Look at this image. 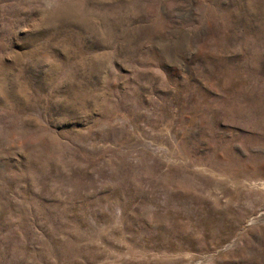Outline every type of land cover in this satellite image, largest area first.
I'll return each mask as SVG.
<instances>
[{"label": "rangeland", "instance_id": "obj_1", "mask_svg": "<svg viewBox=\"0 0 264 264\" xmlns=\"http://www.w3.org/2000/svg\"><path fill=\"white\" fill-rule=\"evenodd\" d=\"M0 264H264V0H0Z\"/></svg>", "mask_w": 264, "mask_h": 264}]
</instances>
